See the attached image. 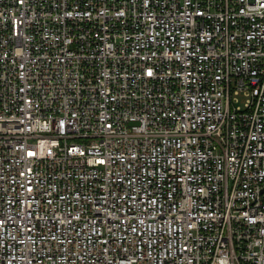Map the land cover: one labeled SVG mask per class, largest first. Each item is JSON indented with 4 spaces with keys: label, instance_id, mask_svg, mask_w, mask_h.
Wrapping results in <instances>:
<instances>
[{
    "label": "built area",
    "instance_id": "2783aa9c",
    "mask_svg": "<svg viewBox=\"0 0 264 264\" xmlns=\"http://www.w3.org/2000/svg\"><path fill=\"white\" fill-rule=\"evenodd\" d=\"M0 264H264V0H0Z\"/></svg>",
    "mask_w": 264,
    "mask_h": 264
},
{
    "label": "rangeland",
    "instance_id": "374dc122",
    "mask_svg": "<svg viewBox=\"0 0 264 264\" xmlns=\"http://www.w3.org/2000/svg\"><path fill=\"white\" fill-rule=\"evenodd\" d=\"M235 98H237L238 99V102H237V105H244V97H243V95H242V93H240L239 95H236L235 96Z\"/></svg>",
    "mask_w": 264,
    "mask_h": 264
}]
</instances>
